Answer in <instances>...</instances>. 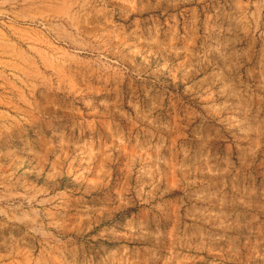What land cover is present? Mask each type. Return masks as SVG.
<instances>
[{"label":"rangeland","instance_id":"374dc122","mask_svg":"<svg viewBox=\"0 0 264 264\" xmlns=\"http://www.w3.org/2000/svg\"><path fill=\"white\" fill-rule=\"evenodd\" d=\"M219 1L0 0V99L36 110L0 119V264H264V0L241 68Z\"/></svg>","mask_w":264,"mask_h":264},{"label":"crops","instance_id":"0c3cea01","mask_svg":"<svg viewBox=\"0 0 264 264\" xmlns=\"http://www.w3.org/2000/svg\"><path fill=\"white\" fill-rule=\"evenodd\" d=\"M132 2H140L138 3L139 6H144L151 8V4L153 6L156 5V0H131ZM150 1V3H149ZM141 4V5H140ZM244 7V4L241 0H224L219 1V4L217 6L216 12L212 14L207 20L205 21V25L208 29L209 34L217 37H222L223 33L225 32L226 35H229L230 37H227L225 43L223 45V49L219 50L217 49L215 52H212V54L216 55L218 59H220L221 65H223V61L231 63L235 65L236 68H241L242 66V58L243 53H240L239 51H236L234 49H231L234 44H238L241 42V38L239 36V33H241V30H239V26L242 25V14L239 11H242ZM226 27V29H224ZM229 43V45H228ZM219 56V57H218ZM132 60H130V65H132ZM138 63V62H137ZM140 67H138L139 70H143L144 65L139 64ZM221 69H223V66H221ZM238 71V69H237ZM220 73H222L220 71ZM221 74H215L211 76L210 78L212 81H215L216 78H220ZM231 80V79H230ZM228 88H231V82L227 83ZM1 100V99H0ZM3 105H1L0 108V119L4 121H9L11 123L9 127V131L6 132H12L11 135L16 136H25L27 133V128L23 122L30 123L31 120H34L36 118V110L32 109L30 105L28 107L21 106L20 104L16 103L14 101L13 96L11 98H3L1 100ZM49 112L54 113L55 110L50 109ZM51 124V123H49ZM47 125V124H46Z\"/></svg>","mask_w":264,"mask_h":264}]
</instances>
